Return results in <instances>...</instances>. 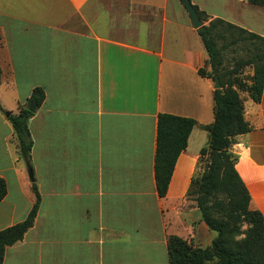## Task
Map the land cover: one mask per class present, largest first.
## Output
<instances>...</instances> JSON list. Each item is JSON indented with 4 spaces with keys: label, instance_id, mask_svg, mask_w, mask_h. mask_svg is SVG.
<instances>
[{
    "label": "crops",
    "instance_id": "1",
    "mask_svg": "<svg viewBox=\"0 0 264 264\" xmlns=\"http://www.w3.org/2000/svg\"><path fill=\"white\" fill-rule=\"evenodd\" d=\"M191 3L203 24L221 18L264 37V7ZM207 57L181 0H0V230L27 216L33 183L41 197L2 264H170V235L210 246L216 232L187 195L214 119L213 80L198 73ZM35 87L45 97L28 121L30 181L6 112ZM243 93L251 128L230 150L264 217V84L258 102ZM159 113L196 121L164 196L154 178Z\"/></svg>",
    "mask_w": 264,
    "mask_h": 264
},
{
    "label": "trees",
    "instance_id": "2",
    "mask_svg": "<svg viewBox=\"0 0 264 264\" xmlns=\"http://www.w3.org/2000/svg\"><path fill=\"white\" fill-rule=\"evenodd\" d=\"M248 2L264 7V0ZM193 7L201 20H207L202 10L196 5ZM196 31L208 54L205 67L199 68L198 73L212 80L218 76L222 89L213 90L214 119L203 126L208 132V141L200 150L197 170L191 178L187 195L195 202L201 220L216 232V236L210 246L200 248L192 241L170 235L167 240L168 260L170 264H264V217L251 208L250 193L235 167L237 156L230 150L236 136L251 128L244 118L240 93L247 92L254 102H258L262 95L264 37L221 18L211 19ZM241 43L250 56L235 60L230 69L224 68L226 49L232 45L238 47ZM246 66L251 67L252 72L247 78L240 75ZM44 97L43 88L35 87L26 104L20 105L16 113L6 112L15 131L19 153L28 162L32 148L28 121L35 112L30 111L28 105L33 102L39 107ZM195 124L190 117L158 114L154 178L159 196L166 194L176 159L186 148ZM32 189L35 200L27 216L0 230V264L6 247L20 241L33 225L41 197L35 183ZM6 192V182L0 178V199Z\"/></svg>",
    "mask_w": 264,
    "mask_h": 264
},
{
    "label": "water",
    "instance_id": "3",
    "mask_svg": "<svg viewBox=\"0 0 264 264\" xmlns=\"http://www.w3.org/2000/svg\"><path fill=\"white\" fill-rule=\"evenodd\" d=\"M182 4L184 5V7L186 8L188 14H189V17H190V22H191V25L197 29L199 28L200 26L203 25V21L199 18V15L197 13V11L195 10V8L193 7L192 3L190 0H181ZM213 87L214 89H222V86L220 84V81H219V78L218 76H215L214 80H213ZM36 108V103H33L31 102L29 105H28V109L30 111H34ZM26 170H27V174L29 176V180L30 181H34L35 178H34V175H33V170H32V167L30 165V163L27 161L26 162Z\"/></svg>",
    "mask_w": 264,
    "mask_h": 264
},
{
    "label": "rangeland",
    "instance_id": "4",
    "mask_svg": "<svg viewBox=\"0 0 264 264\" xmlns=\"http://www.w3.org/2000/svg\"><path fill=\"white\" fill-rule=\"evenodd\" d=\"M243 46L244 45L241 43L238 47H236V45H232L228 49H226L224 68L230 69L234 66L235 60L240 59V58H247L250 56L251 53H249V51L245 50ZM250 72H251V67L246 66L241 70L240 75L242 77L247 78L249 76ZM241 93H242V95L245 94L243 92H241ZM27 176H28V174H27ZM28 178H29V176H28Z\"/></svg>",
    "mask_w": 264,
    "mask_h": 264
}]
</instances>
